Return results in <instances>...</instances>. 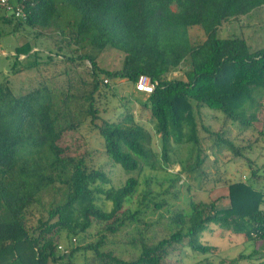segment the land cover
Returning <instances> with one entry per match:
<instances>
[{"label":"trees","instance_id":"16d2710c","mask_svg":"<svg viewBox=\"0 0 264 264\" xmlns=\"http://www.w3.org/2000/svg\"><path fill=\"white\" fill-rule=\"evenodd\" d=\"M16 1L24 4L25 19L1 12L0 21L15 22L14 30L28 27L35 38L52 30L69 51L62 53L64 48L59 47L57 53L67 61H88L91 79L84 88L72 89L70 84L59 93L43 87L14 95L7 83L0 85V264H58L64 258L73 263L76 254L83 257V264H177L173 257L182 247L203 255L216 249L201 242L210 226L257 238L264 245V181L262 187L256 186L264 176L251 166L247 180L227 184L228 206L191 201L189 211L169 216L167 235L157 241L134 238L130 245L135 254L130 259L107 247L111 243L107 235L130 225L142 235L139 226H148L143 210L126 205L140 185L132 174L155 169L157 159L152 135L132 113L107 120L97 104L102 87L111 90L117 80L134 86L145 75L154 90L141 106L154 125L166 164L172 145L198 149V121L206 108L221 112L224 121L217 131L200 125L204 132L235 157L244 156L243 146L228 138L229 128L237 137L256 128L264 109V47L251 50L244 38H220L218 32L223 23L264 7V0ZM193 27L205 36L200 43L190 38ZM107 48L124 55L120 69L98 66L97 57ZM37 53L29 43L17 47L13 71L35 67ZM47 58L51 60L52 54ZM182 64L188 65L185 80L168 79ZM86 120L102 139L104 155L130 174L119 187L111 185L102 169L91 167L85 153L72 152L63 144L64 136ZM259 134L264 137L262 130ZM201 162L197 155L194 164L183 166L172 182L193 173ZM52 193L54 198L45 202ZM158 194L146 190L142 200L153 203L154 210L161 209L165 203L155 201ZM90 230H96L94 243L72 246L74 238L80 241ZM256 264H264V255Z\"/></svg>","mask_w":264,"mask_h":264},{"label":"rangeland","instance_id":"374dc122","mask_svg":"<svg viewBox=\"0 0 264 264\" xmlns=\"http://www.w3.org/2000/svg\"><path fill=\"white\" fill-rule=\"evenodd\" d=\"M14 24L15 22L6 24L0 21V85L7 83L14 95H20L43 87L59 93L70 84H72V89L77 85L84 88L83 84L90 81L89 62L67 61L62 53L67 54L68 48L65 43L59 41V37L52 30L43 31L40 37L35 38L34 30L25 26L14 30ZM189 34L193 43H200L205 38L198 27L191 28ZM218 36L220 38L242 37L251 50L264 47V7L252 11L246 16L223 23ZM25 43H29L32 51L38 52L36 57L38 64L29 69L22 68L27 63H21L23 65L21 71L14 72L12 66L15 62L13 56L15 49ZM59 47L64 48L62 53H57ZM49 54H52L51 60L47 58ZM123 58L124 55L121 52L107 48L98 55L96 61L100 68L113 71L122 67ZM18 63L19 61L16 67H20ZM187 69L188 65L182 64L168 74L167 78L185 80ZM101 91L103 97L99 103L97 102L99 109L105 110L100 113L101 117L107 120H116L119 114L132 113L136 122L152 135L151 148L157 159L155 169H145L140 175L136 172L132 174L138 178L140 185L138 192L126 205V207L129 205L131 209L143 210L146 213L143 222L148 226L143 224L139 226L142 235H139L140 233L132 225L126 226L114 236L107 235V241L111 242L107 247L119 249L123 258L130 259L135 254V249L130 245L134 238L146 237L148 241H157L167 235V229H170L168 227L169 216L177 211H189L191 201L196 203L215 201L217 208L228 206L227 184L247 180L250 176L251 166L257 169L261 176H264L262 168V166L264 167V137L259 134L261 130L264 132V109L258 115L254 131L237 137L235 130L229 128L231 131L228 138L244 148L242 157H235L215 137L204 132L200 125H205L210 130H220L224 116L219 111L202 109L198 121V149H191L190 145H172L168 157L170 164L168 165L161 157L159 137L155 133L153 123L148 119L149 114L141 106L148 95L136 92L134 86L127 80H117L111 90L102 87ZM256 138L258 139L255 142ZM63 139V144L68 146L72 152L75 150L76 153H85L84 156L91 167L100 168L106 172L112 186L119 187L130 176L119 165L112 164L104 155L103 141L97 131L92 128L89 120H86L76 132L67 133ZM246 144H251V149H247ZM197 155L202 160L201 167L189 175L183 174L178 182L173 183L177 172L186 164L193 165ZM172 162L174 163L171 164ZM263 181L264 179L258 181L256 186L262 187ZM146 190L154 195L159 193L155 201L165 203L163 208L154 210L153 203H150L149 200H142ZM54 196L55 193L48 194L44 198L45 202H50ZM109 207L110 205L106 203L105 208L109 209ZM159 215L164 217L160 220ZM37 217L38 214H35L32 223H35ZM95 232L96 230H90V235L82 237L83 239L80 241L74 238L72 246H85L94 243L96 241ZM201 242L216 249L210 254L203 255L194 253L189 247H182V252H175L173 259H176L177 264H256L264 255V245L259 239L234 235L215 226H210L209 230L203 233ZM61 245L65 246L64 243ZM136 246L138 247L139 244ZM72 262L70 263L64 258L58 264H83L84 259L80 254H76Z\"/></svg>","mask_w":264,"mask_h":264},{"label":"built area","instance_id":"2783aa9c","mask_svg":"<svg viewBox=\"0 0 264 264\" xmlns=\"http://www.w3.org/2000/svg\"><path fill=\"white\" fill-rule=\"evenodd\" d=\"M24 4L20 1L16 0H0V10L4 14L5 17L11 16L15 19L24 20L26 15L24 11ZM104 83H107L105 80ZM134 89L138 93H142L145 95H149L154 90V84L150 81V79L145 76H139L137 82L134 84ZM59 249L63 251V248L59 246ZM65 252H67L65 250Z\"/></svg>","mask_w":264,"mask_h":264}]
</instances>
